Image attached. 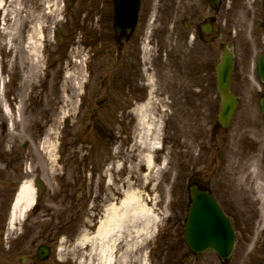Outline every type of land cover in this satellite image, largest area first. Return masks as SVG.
I'll return each instance as SVG.
<instances>
[{"label": "rangeland", "instance_id": "obj_1", "mask_svg": "<svg viewBox=\"0 0 264 264\" xmlns=\"http://www.w3.org/2000/svg\"><path fill=\"white\" fill-rule=\"evenodd\" d=\"M0 1V7H3L0 11V29L5 28L0 32V46L3 55L2 62L3 65L7 66L6 68L9 67L5 74L3 73V75H0V156L2 158V162H0V193H2L0 196L5 198L7 195L5 198V209L2 207L0 213V237L3 230H7V224H5V222L7 220L8 202L16 184L20 183L21 180H23L24 183H29L36 174H40L49 191L43 203L44 209L42 212L44 214L39 212L36 216L31 213L22 215L16 211L9 225V236L6 237V240L0 239V253L3 251L5 254L7 253L4 257L5 262L9 264H18V259L24 257V255L31 251V242L33 240L38 239V242L39 240H45L46 242L49 241L50 246H52L53 255L43 264H66L63 263L62 260H67L66 254L73 248L74 241H76L80 235L82 236L85 231H93L96 220L99 218V215H97L99 212L98 208H102L106 205L102 206L94 203L89 171L84 175L82 171L76 178H71L70 175L75 174L77 171H75L74 167L72 168V166H74V161L82 160V158L88 159L89 156L91 157L92 154L90 150H93V152L97 150L98 152H95L97 154H94L99 155L98 157L102 159L106 155L105 149L109 146L108 143L111 142L112 137H115V139L120 142L128 143V146H130L134 143L136 135L139 133L138 127L140 125H138V123L133 124L130 121L115 126V120L120 116L116 115V112L119 111V109L117 110L116 108L113 109L112 113H107L103 109L101 111L103 119L100 128L104 127V129L98 133L94 130L93 116L94 111L99 109L98 101L104 98L105 102H107V98H109L108 94L119 97L126 86V80L122 77L121 60H124L123 56H121L123 54L122 46L119 44L116 45L112 40L115 33L114 27L112 26L115 3L114 0H44L41 10H38L39 5L34 4L36 0H29V2L28 0H21L18 7L15 6L13 0ZM159 1H156V4L160 5L164 12L169 11V14H171V11L174 10L173 21L175 24L168 29V26L161 23L163 20L161 17L159 26H161L160 33L162 36L158 39L155 37L149 38L150 34L148 33L145 35L146 38L142 39V42H148L149 51H152V53L158 51L159 44L163 49L168 47V50L172 52L175 48L176 50L178 49L179 42L177 37L185 36L187 38L189 34L187 29L183 28L181 24L183 18L187 19L185 13L188 11L189 3H187L186 0ZM189 1L190 0H188V2ZM192 1L197 6L201 2V0ZM14 6L22 10V15L28 14L29 19L25 25H20L19 27L17 25V27H15L13 24V20L11 19L14 17V12H11V10ZM31 6L34 12L32 10L29 11ZM29 12L32 13L31 16H29ZM69 12L71 14H69ZM83 21L86 22L83 23ZM40 27L44 31V36L46 37L45 44L48 43L49 53L45 52V56L42 59L43 61L37 63L29 54L30 49L27 48V46H29V44H27V37L28 35H33L34 32L35 38L39 40L36 31L41 30ZM59 30L62 31L60 35L57 34ZM154 30L156 31V28H154ZM168 33H170L169 37L167 35ZM82 35H84V38L81 37ZM41 37L42 34L40 33V38ZM41 42L42 40L40 39V43ZM88 47H92L93 50L91 51ZM113 48L115 51L118 50V54H115ZM21 49L23 51L27 50V52H24V55L29 59L27 65L30 67L31 73V76L29 75V80L23 86H21L19 82L20 78L18 77L21 66L19 64H12L18 55H22L20 52ZM93 51L96 52L95 58H99V63L95 67V77H92L89 81L91 69L89 68L88 62H90V53ZM206 54L207 52L204 44H195L193 52L194 72L184 79H182L180 75H176V84H208L206 75L202 72H205ZM130 55H132V52H130ZM18 57L21 58V56ZM84 64H88V69ZM37 65H39L40 71L39 78L35 77V68ZM31 66H34L33 72L31 71ZM46 66L47 69L45 72ZM44 72L45 75L49 72V108L41 119V117H37L38 110L41 109L40 102L37 103L38 98L36 101L33 97L37 93L35 92V94H32L31 86L40 79ZM150 73L149 77L153 79V73ZM143 74L148 77L146 71L143 72ZM169 76L171 79V75ZM9 79L12 80L13 86L11 85L9 87ZM86 81L88 82L87 84L85 83ZM141 81V83L134 85L145 84L143 83V78H141ZM144 81H146V78ZM250 83L254 84L255 82L251 81ZM29 84H31V86ZM83 85H88L85 93H83V88H80L83 87ZM44 86H46V83H44ZM106 87H112V91L108 92ZM8 88L12 90L11 95L14 94L13 89L16 91L14 96L15 99H8L9 101H13V104L5 99L6 90ZM40 89L41 87L38 90ZM143 89L138 90L141 91ZM195 92L197 96L205 95V92L198 90ZM40 95L45 97L44 92H41ZM248 96L247 94V97ZM117 100L122 103V100ZM211 100H214L212 96ZM19 103H21V105ZM100 103L102 104V102ZM15 107H20V114L15 112L17 111ZM174 108L179 111L181 110L180 106ZM9 109L13 110L14 116L8 112ZM216 110L217 106L212 101L208 102L205 109V99H201L197 100L195 103V115L192 116L190 123L188 122L189 120L185 118H177L174 120L172 118L169 121H165V117L160 119L158 116L155 118L154 115V123L152 124L151 120L150 125L160 132L161 140L158 145L161 146L164 143L169 146L170 141L167 137H169V135L173 136L172 129L177 127L187 138V147H190L191 152H194L196 154L195 156L199 157V164L194 167L205 165V135L207 132H210V127L213 124L211 118H215L214 114L218 112ZM256 111L257 109L255 106L244 104L243 107L240 108L237 119L230 127V130L225 133L227 136L232 133L233 136L231 138L239 142L238 148L241 147L244 149L246 144L247 147L250 144V138L255 137L254 127L260 131L256 134V155L252 160L241 152H239L237 156H241V160L243 157L247 156L246 159L252 166L246 168V160H240V165L238 163L237 167H234L233 163L234 161L237 162V160L232 159L230 161V167H228L229 153L230 150H233V148L230 147V142L228 144H222L220 146L221 152L213 153L211 156L213 161L222 158L225 159V161L227 160V165L222 167H226L224 169L226 170V175L229 176V180L231 182L233 180L234 183L238 182L240 186H247L242 178V172L254 174L255 169L259 174L264 172V160L261 161V156L263 155L261 152L264 149V140L262 141V139H264V121L262 120L263 117ZM205 112L207 115H205ZM77 118H82L84 121L78 120L77 122ZM45 119H49V121L44 123ZM247 119L250 120V122L247 123ZM4 121L9 124L7 132L4 131ZM184 123H187V125ZM251 128L253 131H251ZM236 133L239 135L237 136ZM260 133H262V136H259ZM208 138L209 134L207 133V139ZM259 138H262L261 141H259ZM24 142H27L28 146L25 152H22L20 149ZM13 149L16 150L17 154L22 153L18 155V163H15L16 157H14V153H11ZM78 150H80V152H78ZM63 151H66V153L62 154ZM126 151L128 153V150ZM164 152L165 150H159L158 148V154H161L163 159L166 158L163 156ZM235 153L236 152H234V154ZM234 154H232V156ZM250 154H252V152L248 153V155ZM114 156H116V153ZM71 159H73V161H71ZM124 159H127L126 156ZM64 164H67V166H70L72 169L67 170ZM167 166L168 165L163 162V166H160L161 169L153 172L155 177H148V181L146 182L143 179V174L139 172L138 165H136V163H134V165L131 164L129 167V174H131L130 183H138V186L131 188L130 191H136L138 188L146 191L144 189L145 186L143 187L144 181L146 182V186H149L148 183L152 182L153 188H157L158 186L156 184L159 181V173L164 171L167 176H170L173 172L171 169L166 171ZM142 167L144 170V165H142ZM134 168L135 171H133ZM234 168L236 171H233ZM145 174H149L150 176V172H145L144 175ZM180 175L181 173H173L172 178L175 176L177 178V176ZM217 176L219 179V172H217ZM172 181L173 179L170 181L160 179L159 188L154 191H158L160 196L157 195L155 197L162 198V201L157 200L159 204L157 207V214L161 219L159 228L161 229L163 227V224L166 223V219L170 214L174 220V223L170 224L169 231L166 232L162 238L165 242L177 241L181 233L178 228L175 229V221L181 222L182 231L187 208V204H185L186 201L177 204L175 200L176 196H185V181L183 180L184 183L177 187L179 189L184 188V190H182L179 195L174 193L172 196L174 199H171L170 190L167 189L165 191L164 188L165 186L170 188ZM10 184L11 187L9 186ZM257 184L259 185V189H261L258 190L259 193L256 194L262 201L260 204L240 203L241 201L223 204L225 208H227V211L235 217V222L239 230V243L235 256L237 255L239 260L243 261L245 264H264V179L251 185V187H249L250 190L242 189V191L250 193L248 196L246 195L250 198L249 196H253L257 191ZM120 187L121 186L118 185H109L105 187L108 199L112 196V188L115 189V193L119 194ZM98 190L100 189L98 188ZM101 197L103 198L102 201L105 202L103 195H101ZM66 199H68L71 206H73V213H66L67 216H64L65 219L61 216L55 219V215L58 216L62 212L65 213V209L68 207ZM98 201H100V198H98ZM79 207L81 209L83 207L82 211H79ZM66 218L70 220L67 225L63 224ZM63 229L67 230L66 235L63 234ZM175 230H178V232ZM136 231L137 229L135 231H130L131 235L137 236ZM156 232L157 229L154 231L152 230L151 234L153 233V238L141 243L143 247L141 251L145 256L148 254L147 246L149 242H152L154 239V234H156ZM137 238H135L136 241L142 239ZM184 247L183 248L187 251L185 244ZM188 259L191 261V264H205V262L208 264H218V260L213 255L209 254L199 258H194L189 254ZM233 261H237L236 258Z\"/></svg>", "mask_w": 264, "mask_h": 264}, {"label": "bare ground", "instance_id": "obj_2", "mask_svg": "<svg viewBox=\"0 0 264 264\" xmlns=\"http://www.w3.org/2000/svg\"><path fill=\"white\" fill-rule=\"evenodd\" d=\"M122 1L123 4L121 5V10H127V7H129V9L132 10L131 12L137 11V9H134L135 6L133 2L128 0H122ZM215 1L217 5L220 0H215ZM13 3L15 4L16 7H18V5H20L21 3V0H13ZM187 3L195 4L193 1ZM34 4L39 5L38 10H41V7L44 4V0H36V3ZM152 5H154V3H152ZM15 6L11 10V12H14L13 13L14 17L11 19L13 20V24L15 25V27H17V25L18 27L20 25H25L27 23V20L29 19L28 14L22 15L21 13L22 10L16 8ZM2 9L3 7H0V11ZM31 10L34 12L32 6L30 7L29 11ZM31 15L32 13L29 12V16ZM144 16L146 17L147 15L144 14ZM4 29L1 28L0 32H2ZM40 29L41 31H43L41 27ZM36 33L38 34L39 40L35 38L34 32L33 35H28L27 37V41H28L27 44H29L28 48L31 51V55L34 54L37 48L40 47L41 32L39 30L36 31ZM211 33L212 30L208 31V35ZM59 34H61L60 31H58V35ZM169 35L170 33H168V37ZM57 39L59 40L58 36ZM231 47H232L231 45L228 46V48ZM45 48H48V46H46ZM224 50H226V48ZM35 56L37 58L36 60L37 63H40L41 57L37 55ZM33 67L31 66L32 72H33ZM37 67L35 68L36 69L35 77L39 78L40 75L39 65H37ZM234 69H235L234 57L231 55H227L224 56L221 62L216 66L214 75L218 77L219 83L224 84L227 75H229L231 79V74ZM261 71L262 73H264V68H261ZM45 80H47V77H45ZM38 84L42 85L44 84V81L40 80ZM29 85L31 86V84ZM36 86L37 84L33 83L32 88L36 89L37 88ZM227 88L232 89V83L229 82ZM229 89H225V88L222 89V93L225 98L233 97V94ZM43 91L45 90L43 89L42 92ZM37 96L38 94L36 95V97ZM47 105L49 108V101ZM149 105H154V100L152 98L150 101L148 100V102L145 103L143 106L136 108V114L139 119V125L141 126V130H140L141 141L139 142V139L136 138L135 147H138L137 145H139L138 147L139 150L135 151L136 153L135 157L140 162L145 164L147 171H150V176L149 174L143 176L145 181L148 179V177H152V178L155 177L153 170L155 169V160L157 157V150L159 148L158 143L161 140L158 130L153 128L152 125H150L151 112L147 108L149 107ZM226 111L223 110L222 115L229 116L230 111L227 109ZM222 120L223 122L225 121L224 118H222ZM153 123H154V119L152 118V124ZM172 131H173L172 141L174 144V142L176 141L175 136L180 134L181 132L177 127H175ZM257 132L259 133L260 131L256 127H254V134L256 135ZM263 137H264V129H263ZM176 145L180 147V144L178 142H176ZM253 149H255V145H252L251 143L248 145V147L246 144L244 149L241 147L238 149L233 148L231 152H233V154L234 152L236 153L228 158L229 160L228 167H230V161L232 159L237 160V162L234 161L233 163L234 167H237L238 163L240 165V162L242 160H246L245 161V163H247L246 168L251 167L252 164L249 161H247L246 158L248 156L249 159L252 160L254 156L252 154L248 155V153L253 152ZM11 151H12L11 153H14V157L18 155L16 150L13 149ZM122 151L123 150L120 148L118 152L120 157L123 154ZM207 151H209V148H207L205 144V153H207ZM239 152L247 156L243 157L241 160L240 159L241 156L237 157L239 155ZM262 152L264 153V149L262 150ZM263 160H264V155L261 156V161ZM223 170L224 172H222L220 175L221 181L227 178V175L225 173L226 170L225 169ZM233 171H236V169L234 168ZM254 171H255L254 174L242 172V178L245 181L247 185L245 187L247 188H249L250 185H253L258 181H262L264 179V172L259 174V172L256 169ZM22 182L23 180H21V183ZM35 182H37V184L34 185L31 182L29 183L23 182L21 188L19 189L17 199L15 200V207H14L15 212L18 211L22 215L28 214L30 212L31 207L34 206L35 204V198L38 199L39 197H42L41 195H36V189L40 188L44 190L45 182L43 181L42 177L35 180ZM124 183L128 184L127 188L130 190L131 188L137 187V185H134L129 182L124 181ZM231 184L233 187V191L236 190L235 192H237L239 190L238 187H240V185H238L237 182L234 183L233 181L231 182ZM9 186L11 187V184ZM257 187L259 188L258 184ZM120 193L122 195L121 200L118 201L119 199H117V203L115 202L114 204L109 205L103 211L102 219L98 222L95 229H93V231L92 230L85 231L82 236L80 235V237H78L77 240L74 241L73 248L70 249L69 252L66 254L67 260L65 259L62 260L64 261V263L66 264H148L146 258L142 254L141 249H143V247L141 243H144L145 240H151L153 238L152 237L153 234H151L153 228H155L158 224H160L161 219H158V214H157L158 204H156V202H154L153 200H148L144 198L146 194H142L144 192L141 188H138V190L131 192L122 189ZM191 193H193L192 196H189V198L186 199L185 204H187L188 212H190L191 210H195L197 212L200 210V207L197 210V206L200 202L199 199L201 192L194 190ZM176 203L180 204L181 200L177 201ZM201 214L204 213L201 212ZM229 217L230 219L235 220V218L232 215H229ZM136 229H137L136 235H140L138 238H142L141 240L138 241H136L135 239L137 238V236H132L130 233V231H135ZM183 234L184 237H186V235L193 236L192 231L190 229H185V227ZM238 243H239V239H238ZM233 257H234L233 260L236 258L237 261L232 260V263L245 264L243 261L239 260V257L237 255L235 256L234 254ZM160 264H166V263H160Z\"/></svg>", "mask_w": 264, "mask_h": 264}, {"label": "flooded vegetation", "instance_id": "obj_3", "mask_svg": "<svg viewBox=\"0 0 264 264\" xmlns=\"http://www.w3.org/2000/svg\"><path fill=\"white\" fill-rule=\"evenodd\" d=\"M213 1L214 0H205V20L203 15H194L192 21L195 28L201 32L202 27L205 26V42L210 46L209 52L212 54L209 56L211 57H216V55H214L216 51H220L222 55L225 47L231 44L235 60L232 90L235 93L243 91L254 93L257 90V86L246 84L244 78H248L250 70L252 69L251 54L248 53L254 48L257 52L264 54V0H220L218 7H215ZM208 27L212 30V33L209 35L206 32ZM216 27H219V33L217 35L214 31ZM248 32L251 41L245 39ZM201 34L203 35L202 32ZM122 38H124L126 44L129 45L133 39L132 36L127 37L126 35ZM135 40L137 43L140 38H136ZM189 54L192 56L191 51H189ZM169 63L175 74L178 72L177 69L181 71L185 69V71L188 72V69L193 66L191 60L186 62L182 59H178L176 62V59H172ZM190 63L191 65H189ZM213 65V63H207L205 73L208 77H214V69L212 73L209 70L213 68ZM153 70L156 74L160 73L161 67L158 61H155ZM158 87L159 89L162 88L161 85ZM197 87V90L205 92V95L199 97L194 96V85H182V88L178 92L175 91V86L171 88L166 87L164 90L169 93L170 96H172L173 93H177L178 95L175 99L179 100L186 110H192L194 99H205V109L209 101L217 105L215 100H211V96H214V94L216 95L218 90L215 84L208 83L201 87ZM258 88L264 93V85ZM126 91L128 94H124L125 100L123 102L128 108H131L134 103L144 100V95L141 91L137 90L135 85H126ZM259 97H261V95H259ZM107 104L110 107L113 106L112 101H108ZM186 114L190 119L192 118V111H188ZM205 115H207L206 112ZM216 126L220 128L219 125ZM217 135L218 133L213 132L212 136H210L209 141L213 144L212 150L218 149L219 144L217 143ZM209 151H207V153H209Z\"/></svg>", "mask_w": 264, "mask_h": 264}, {"label": "water", "instance_id": "obj_4", "mask_svg": "<svg viewBox=\"0 0 264 264\" xmlns=\"http://www.w3.org/2000/svg\"><path fill=\"white\" fill-rule=\"evenodd\" d=\"M230 76L227 75L224 86H227L230 82ZM229 99L224 102L225 110L229 108L231 110ZM200 202L197 206V210L200 207L199 211H193L191 214L190 220V229L194 236L190 238L192 247L196 252L204 251L207 248H213L218 251L222 256H228L230 252L224 249V243H228L229 239V229L227 225L229 222L225 219L221 210L213 202V200L205 194H200ZM199 212V213H198ZM203 212L204 214H201ZM211 225H216L217 229L214 230ZM210 227V231L209 230ZM215 227V226H214ZM213 235V236H212ZM211 236V237H210ZM209 238L207 242V238ZM222 237V238H221ZM232 242V241H231ZM229 245V244H228Z\"/></svg>", "mask_w": 264, "mask_h": 264}]
</instances>
